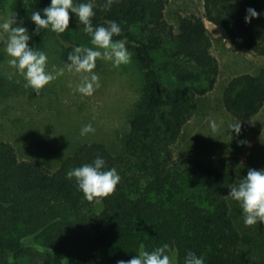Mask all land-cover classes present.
Here are the masks:
<instances>
[{
    "label": "trees",
    "instance_id": "1",
    "mask_svg": "<svg viewBox=\"0 0 264 264\" xmlns=\"http://www.w3.org/2000/svg\"><path fill=\"white\" fill-rule=\"evenodd\" d=\"M49 2L17 0L14 13L26 22L29 43L42 49L52 39L65 64L75 46L91 47L90 38L75 18L62 34L34 32L31 13ZM93 2V25L116 21L122 32L113 39H126L142 74L121 151L86 141L51 170L18 159L0 140V264H117L136 256L141 244L152 251L165 243L176 264L189 251L203 255L205 264H259L251 235L239 232L230 215L232 163L224 157L178 159L174 145L219 73L204 19L231 45L264 54V0H202L203 15H179L176 28L165 18L167 0H114L110 10L102 7L105 0ZM248 8L260 15L245 23ZM13 89L0 74V95ZM220 103L234 119L256 115L264 106V66L228 79ZM98 155L121 177L99 204L85 200L75 180L66 178Z\"/></svg>",
    "mask_w": 264,
    "mask_h": 264
},
{
    "label": "rangeland",
    "instance_id": "2",
    "mask_svg": "<svg viewBox=\"0 0 264 264\" xmlns=\"http://www.w3.org/2000/svg\"><path fill=\"white\" fill-rule=\"evenodd\" d=\"M16 1L5 0L0 4V20L15 14ZM189 13L203 15L202 0H167L165 18L174 28L177 16ZM20 18L17 15L18 21ZM204 22L212 37L211 52L218 61L219 73L214 88L198 98L196 111L174 145V154L186 161L224 157L234 167L235 184L249 168H264V106L254 116L234 119L220 103L221 91L232 76L255 73L264 66V54L231 45L220 38L214 24L206 19ZM24 26L27 27L26 22ZM46 41L38 50L48 56L47 69L63 67L56 43L50 38ZM3 47L0 40V74L14 89L8 95H0V140L14 147L18 159L36 161L54 170L62 158L86 141H100L112 152L121 151L120 140L128 131L130 114L142 88V74L133 57L119 68L111 62L97 60L94 71L100 77V87L91 96L74 92L83 74L67 71L37 93L24 87L21 76L7 78L12 70ZM210 120L217 124L215 132L209 126ZM238 122L239 135L231 129ZM87 124L95 131L81 136V128ZM228 202L236 228L251 235L255 258L264 264V223L245 227L237 202L229 196Z\"/></svg>",
    "mask_w": 264,
    "mask_h": 264
},
{
    "label": "clouds",
    "instance_id": "3",
    "mask_svg": "<svg viewBox=\"0 0 264 264\" xmlns=\"http://www.w3.org/2000/svg\"><path fill=\"white\" fill-rule=\"evenodd\" d=\"M113 2L114 0H105L102 7L110 10ZM94 8L93 0H82L80 3H75L74 0H50L47 7L31 13L30 19L36 26L34 32L46 29L62 34L69 29L70 18H75L78 24L83 25V33L90 38L91 47L75 46L68 54V62L53 71L47 69V54L29 43L32 37L22 18L18 21L17 15L12 14L0 20V40L12 70L7 78L11 80L19 75L25 82L24 87L38 93L52 81L64 76L65 71L83 74L80 82L75 85L74 92L83 96L93 95L100 87V77L94 71L97 60L111 62L113 67L119 68L128 64L132 57L126 47V39H113L122 32L116 21H109L106 26L93 25L96 15ZM246 12L245 23H250L260 15L253 8H248ZM69 87L73 85L69 83ZM209 126L213 132L217 130L214 120L209 121ZM231 129L239 135L241 124L238 122ZM94 131L93 126L87 124L81 128L80 134L85 136ZM66 178L75 180L77 190L83 193L85 200L98 204L115 192L121 179L116 168L106 169V162L99 155L91 163L68 170ZM227 195L239 205L245 227L264 223V168H249L245 176L229 186ZM170 253L172 249L167 243L152 251L145 250L141 244L136 256L129 260H119L117 264H176L174 254ZM183 264H205V257L189 251Z\"/></svg>",
    "mask_w": 264,
    "mask_h": 264
}]
</instances>
